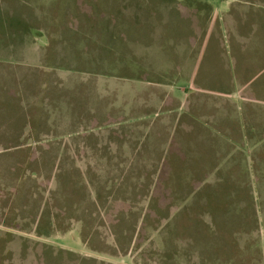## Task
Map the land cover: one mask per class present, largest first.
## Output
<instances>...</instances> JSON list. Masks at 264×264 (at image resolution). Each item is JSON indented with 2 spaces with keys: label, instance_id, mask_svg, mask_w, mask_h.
I'll return each mask as SVG.
<instances>
[{
  "label": "rangeland",
  "instance_id": "obj_1",
  "mask_svg": "<svg viewBox=\"0 0 264 264\" xmlns=\"http://www.w3.org/2000/svg\"><path fill=\"white\" fill-rule=\"evenodd\" d=\"M0 264H264V0H0Z\"/></svg>",
  "mask_w": 264,
  "mask_h": 264
}]
</instances>
